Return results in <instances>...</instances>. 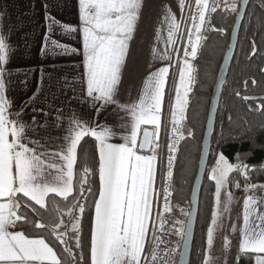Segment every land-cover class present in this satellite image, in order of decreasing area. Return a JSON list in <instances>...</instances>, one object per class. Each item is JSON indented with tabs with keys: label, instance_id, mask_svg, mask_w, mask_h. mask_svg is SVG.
<instances>
[{
	"label": "snow or ice",
	"instance_id": "snow-or-ice-1",
	"mask_svg": "<svg viewBox=\"0 0 264 264\" xmlns=\"http://www.w3.org/2000/svg\"><path fill=\"white\" fill-rule=\"evenodd\" d=\"M247 4L248 0H244L243 5L239 0H214L210 6L209 0H195L197 11L195 14H190L189 18L197 34L196 41L192 42L190 29L188 32L190 52L185 48L184 56L191 55L192 58L197 56L198 46L203 39L199 33L206 23V13H215L218 7H223L225 11L242 18L244 15L242 8ZM179 6L184 9V0H180ZM44 7L45 19L49 24L54 23V18L47 13V5ZM142 7L143 0H78L79 26L63 25L67 32L82 33L83 68L88 98L84 102L90 103L93 108L115 105L118 110L131 117L130 122L120 124L124 129V134L119 137L123 143L111 142L117 135L111 127L102 126V129L97 131L87 122L73 119L71 121L73 127L69 128V135L64 137L67 141L66 147L53 154L63 163L42 159L44 153L38 154L35 148L21 142L25 138L26 131L25 125L18 119L21 113H15L16 118H9L11 103L5 97L6 77L11 74L6 67L9 62V46L5 38L0 36V200L4 201L0 202V264H66V259L80 264L84 259L80 235L75 236V248L80 250L77 260V254L65 240L69 230L68 225L61 218H50L45 222L41 210L59 211L58 206L48 200L50 195L68 201L66 212L73 221L70 231L74 234L81 232V217L73 215V211L78 210L82 216L86 205L80 204L72 193L78 146L87 136L98 142L99 152V191L98 198L94 200V220L90 230V264H157L158 260H161V264H168L167 252L163 259L158 255V246L162 241L155 234L154 223L150 229V218L153 214L154 198L157 195L154 189L157 149L160 147L158 140L162 126L161 109L169 69L163 67L147 78L145 93L137 104L118 105L116 101L122 68L129 54V42L137 30ZM260 7L264 8V0H261ZM166 19L170 20L169 43L174 44L173 36L180 28V24L174 16ZM214 30L224 32L222 28ZM48 31H51V27ZM47 39L46 36L45 41ZM52 43L58 48H67V45L55 40ZM76 51L77 49H72V52ZM255 54L256 49L253 44L252 55ZM192 79V65L185 60L184 67L179 72L180 82L176 88V104L172 113L173 125L177 123V110L183 119ZM252 83L255 84V81L253 80ZM236 95L239 96L240 93L237 92ZM243 99L250 100L252 97L245 95ZM260 107L264 108V101L261 102ZM57 120L59 122V116ZM144 125H151L154 131L149 132L146 129L142 131ZM174 131L177 130L174 128ZM188 135L192 136L193 133L189 131ZM138 150L149 151L151 154H139ZM175 151L176 143H169L167 158L169 171L166 174L169 178L172 176L171 168ZM46 168L56 170L52 181L44 179ZM241 168L244 169L241 174L246 181V191L264 190V185L248 183L246 165L230 164L222 154L218 157L210 175V179L215 181V211L212 213V226L207 230L208 255L205 264H214V260L209 258L214 244V228L218 227L221 216L229 212L233 202L231 192L227 193L226 200H221L222 189H225L228 183L229 173L240 172ZM84 173L87 175V168L84 169ZM85 183L82 178L79 195L86 200ZM236 187H240L238 182ZM88 192L91 193V189H88ZM169 194V189L165 187L164 212L170 211ZM70 196H72L71 201H69ZM50 204L51 209H49ZM262 206H264V198H257L255 195H247L243 202V228L238 249L244 256L254 254L255 264H264V211L260 210ZM185 215L187 220L191 221V212ZM177 223H180L181 227L175 229V235L179 236L181 241H186L190 235V224L179 221ZM160 226L163 227L162 220ZM28 227L50 228L55 239L64 245L65 257L58 255L44 237L30 238L26 231L20 230ZM62 227L65 231L57 233L56 230ZM150 230L157 245L148 251L147 240ZM235 230L233 225V233ZM184 246L186 248L187 244L185 243ZM224 248L225 250L230 248L227 237L224 238ZM167 251L175 253L178 247Z\"/></svg>",
	"mask_w": 264,
	"mask_h": 264
},
{
	"label": "crops",
	"instance_id": "crops-1",
	"mask_svg": "<svg viewBox=\"0 0 264 264\" xmlns=\"http://www.w3.org/2000/svg\"><path fill=\"white\" fill-rule=\"evenodd\" d=\"M184 3L182 10L179 6L180 0H143L142 15L133 39L129 42V54L122 68L121 83L116 95L118 105L137 104L145 93L147 78L167 67L169 72L161 109V129L168 117L166 96L170 89L174 62L180 52L184 32L190 23V9L193 7V4H189L190 0H184ZM45 5L48 15L54 18V23L49 24L45 19ZM169 16H174L180 24L173 36L174 44L169 43L168 39L170 20L166 18ZM63 25L79 26L78 0H0V36L5 38L9 46V62L6 67L11 74L6 77L5 91V97L11 103L9 118H16L15 113H21L18 119L26 129L25 138L21 142L35 148L38 154L44 153L42 159L53 163H63L53 154L66 147L67 141L64 137L69 135L73 119L87 122L97 131L102 126L113 128L117 134L111 141L113 143H123L119 138L124 134L120 124L131 120L130 115L118 110L115 105L93 108L90 103L84 102L88 98L83 68L82 33L67 32ZM53 40L67 45V48L56 47ZM74 48L77 49L75 53L72 52ZM184 62L185 60L179 67V72L184 67ZM57 116L60 117L59 122ZM147 128L154 131L151 125L142 126V131ZM139 154L150 155L151 152ZM159 171L160 162L157 156L154 184L157 195L153 202L150 228L160 208ZM75 173L76 165L74 182ZM55 175V169L46 168L44 179L52 181ZM255 196L264 198V194ZM50 197L52 196L48 200ZM260 210L264 211V206ZM61 214L63 219L67 212ZM242 228L243 218L241 230ZM60 229L56 230L57 233L63 232ZM76 252L79 260L80 250L76 249ZM237 255L239 257L240 253Z\"/></svg>",
	"mask_w": 264,
	"mask_h": 264
},
{
	"label": "trees",
	"instance_id": "trees-1",
	"mask_svg": "<svg viewBox=\"0 0 264 264\" xmlns=\"http://www.w3.org/2000/svg\"><path fill=\"white\" fill-rule=\"evenodd\" d=\"M241 1L239 0L240 3ZM260 4L261 0H252L249 4L236 54L221 95L189 264H204L206 258L207 230L211 224L215 200V181L210 179V172L218 157L222 154L230 164L246 165L248 183L264 184V108L260 107L261 102L264 101V8H261ZM235 19L236 15L225 11L224 8L216 11L213 16V28L195 61L196 80L189 94L185 118L182 122L184 135L175 162L172 201L174 207L187 208L188 212L192 208L191 193L198 171L211 98L219 70L230 47ZM221 28L224 29L223 33L214 30ZM253 44L256 49L254 56ZM253 80L255 84L252 83ZM237 92L240 93L239 96L236 95ZM245 95L252 99L244 100ZM168 96L169 91L166 96L167 101ZM189 131L193 133L192 136L188 135ZM77 156L75 189L72 196L77 197L80 204L86 205L84 214L82 216L80 214L82 227L79 235L83 245L82 264H90V230L94 220V200L98 198L99 191L97 141L91 136L84 137L78 147ZM85 168L88 169L87 175L84 173ZM243 172V168L240 172H232L229 176L230 183L237 178L238 183L245 186L246 181L241 174ZM82 178L86 181L84 184L86 200L79 195ZM88 189H91V193ZM72 196L69 197V201ZM49 201L56 204L59 211L42 209L45 222L50 218H61V213L66 212L69 206L68 201L60 197L52 196ZM29 215H32L31 212ZM20 230L26 231L30 237H44L58 255L65 257L64 245L55 239L50 228L28 227ZM254 259V254L247 256L240 254L235 264H254ZM66 264H73V260L66 259Z\"/></svg>",
	"mask_w": 264,
	"mask_h": 264
},
{
	"label": "rangeland",
	"instance_id": "rangeland-1",
	"mask_svg": "<svg viewBox=\"0 0 264 264\" xmlns=\"http://www.w3.org/2000/svg\"><path fill=\"white\" fill-rule=\"evenodd\" d=\"M210 1L211 0H209V3H210ZM189 4L190 5L193 4L192 5L193 7H191V9H190V14H193L194 9H196L195 0H190ZM220 8H223V7H218V9H220ZM215 13H214V15H215ZM190 25H191V20H190V23H189L187 29L190 27ZM212 28H213V17H212L211 30H212ZM211 30H210V32H211ZM184 35H185V32H184ZM183 61L184 60H180V61L177 60V57H176L175 62H174L173 72H172V81L170 84L169 96H168V101H167V106H166V108H167L166 111H167V116H168L167 122H166L165 126L162 129H160V137L158 140L159 145H166V147H168V144L173 141V138H171V136L173 137L174 128H175L177 130V131H175L176 135L178 136L176 139V142L178 143V148H176V150H177L176 153H178L179 146H180L182 137L184 135L182 122L184 121V118H185L186 108H185V111L183 113V119H181V114L179 113V111L178 110L176 111L177 123L175 125H173V123H172V113L174 110V106L176 104V88L180 82V81H177L179 67L181 66ZM187 61L189 62V64L192 65L191 61H189V60H187ZM192 77L194 78L193 65H192ZM193 83H194V80L192 79L191 86H190L189 91H188L187 101L189 99V94L191 92ZM181 95L183 96V90L182 89H181ZM178 133H180V134H178ZM161 150H162L161 147H159L157 149L159 162H160V157H161ZM176 158H177V154H176ZM215 165H216V163L213 165V167H215ZM174 172H175V165H174ZM159 173H160V171H159ZM230 174L231 173H229V176H230ZM210 175H211V172H210ZM237 182H238L237 178H235L233 180V182H231L232 183L231 184L229 181V178H228V183L225 185V189H222L221 200L222 201L226 200L227 193L231 192V195L233 197V202L230 205L229 212L224 213L221 216L220 220L218 221V227L214 228V244L210 250V257H209L210 259L214 260V264H225V261H226V264H235L236 263V261L238 260L237 254L239 252L238 245H239V241L241 238V223H242V218H243V202H244V199L246 198L247 195H263L264 194V190H256L255 192H248V191H246L245 186L242 184H239L240 187L237 188L236 187ZM257 185H264V184H257ZM237 190H239V191H237ZM173 191H174V173H173ZM158 200H159V197H158ZM172 201H173V195H172V200L168 201L170 211L164 212L163 211L164 201L159 200L158 203H159L160 208L158 209L157 214L154 217L153 222L156 220L157 215L159 214L160 218L166 217L168 219L173 220L175 223H177L178 221L186 223L187 217H186L185 213H188L187 208H181L178 206L174 207ZM213 207H214L213 211H215V200H214ZM73 215L79 217L80 213L78 212V210H74ZM63 221L65 224L68 225V229H69L67 231V235L65 236V240L67 241L69 247L72 248L73 252L77 253L75 245H74L75 244V235H74V233H72L70 231L71 223L73 221L71 220V218L67 214H65ZM177 224L181 226L180 223H177ZM233 225H235V229H236L235 233H233ZM210 226H212V225L210 224ZM62 229H63V231H65V229L63 227L60 230H62ZM72 235H74V236L72 237ZM68 237H69V239H68ZM225 237H227V240L230 241V248L227 250H225V248H224V238ZM180 249H181V247L179 248V253H180ZM206 255H208L207 248H206ZM173 264H178V263L174 262ZM204 264H205V261H204Z\"/></svg>",
	"mask_w": 264,
	"mask_h": 264
},
{
	"label": "water",
	"instance_id": "water-1",
	"mask_svg": "<svg viewBox=\"0 0 264 264\" xmlns=\"http://www.w3.org/2000/svg\"><path fill=\"white\" fill-rule=\"evenodd\" d=\"M251 1L252 0H248V4L243 6L242 11L244 12V15L242 16V18L236 16L235 24L233 26L232 33H231L230 47H229L228 52L226 53L225 60L219 70L217 80L215 83V87L213 90L211 104H210L209 113H208V119L206 123V129H205L204 137L202 141V151L200 155L198 171H197V175L195 177L194 183H193V188H192V193H191V204H192V208L190 211L191 221L187 220V223L190 224V228H189L190 235L186 241H182L178 264H189L190 263L192 247L194 243L198 215H199L202 186H203V182L206 177L207 170H208L211 145H212L213 135H214L215 126H216L220 99H221V95L223 92L226 79L228 77L230 68L232 66V63H233V60L236 54L242 24L244 22L246 12L248 10V7ZM243 4H244V0L241 1V5ZM146 130H148L149 132L153 131L150 128H147ZM147 152L149 151H145V153ZM185 243L187 244L186 248L184 246Z\"/></svg>",
	"mask_w": 264,
	"mask_h": 264
},
{
	"label": "built area",
	"instance_id": "built-area-1",
	"mask_svg": "<svg viewBox=\"0 0 264 264\" xmlns=\"http://www.w3.org/2000/svg\"><path fill=\"white\" fill-rule=\"evenodd\" d=\"M213 2H214V0H211L209 5L211 6L213 4ZM196 11L197 10L194 9L193 14H195ZM213 15H214V13H211V12L206 13V16H207L206 23L201 28V32L199 33V35L201 37H203V39H201L200 45L198 46L197 56L195 58H192L191 55H189L188 57L184 56L185 48H188V50L190 52V44H189V37H188V32L190 29L192 31L191 40L193 43L196 41V35L197 34L195 33V29L192 28V21H191L190 27L188 29H186V31H185V35L183 37L182 44H181V49L177 55V60H179V61L180 60H189L192 62L193 73H194V78H193L194 82L196 80V63H195V61L198 58V56L200 55L202 48H203V45H204V42L206 40V37L211 30ZM197 23H198V20H197ZM178 134H180V133H178ZM177 137L178 136L176 135V132L174 131L173 137L171 136V138H173V141L170 143H176V148H178V143L176 142ZM160 147L162 150H161V157H160V174H159L158 197H159L160 201H164V188L167 187L169 189V193H170L168 196V201H171L172 195H173V173H174V165H175V161H176L177 150L173 153L175 159L173 160L172 168H171L172 176L169 178L166 175L167 172L169 171V169L167 167V158L169 155L168 147H166V145H160ZM161 220L163 221V227L160 226ZM153 223L155 224V234L158 235L160 237V240L162 241L159 243V246H158V255L161 257V259H163L165 256V252H167L168 264H173L174 262L178 263V258H179V254H180L179 248L181 247L182 241H181L179 236L175 235V229L179 228L181 226L178 225L177 223H175L173 220L168 219L166 217L160 218L159 214L157 215V218ZM151 227H152V225H151ZM156 245H157V241L153 240L152 231L150 230L148 241H147V250L151 251L154 247H156ZM174 247H178V251H176L175 253L167 251L168 249H171ZM157 264H161V260H158Z\"/></svg>",
	"mask_w": 264,
	"mask_h": 264
}]
</instances>
